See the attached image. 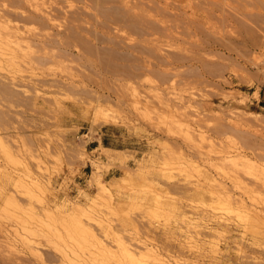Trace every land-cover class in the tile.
I'll list each match as a JSON object with an SVG mask.
<instances>
[{
  "label": "rangeland",
  "instance_id": "1",
  "mask_svg": "<svg viewBox=\"0 0 264 264\" xmlns=\"http://www.w3.org/2000/svg\"><path fill=\"white\" fill-rule=\"evenodd\" d=\"M20 1L18 13L57 12L49 27L7 15L27 33L74 36L70 54L43 64L0 55L15 91L0 89L4 256L78 264L93 251L81 225L104 239L106 218L160 248L151 264H264V174L215 153L264 169V0ZM205 180L217 195L197 192Z\"/></svg>",
  "mask_w": 264,
  "mask_h": 264
},
{
  "label": "bare ground",
  "instance_id": "2",
  "mask_svg": "<svg viewBox=\"0 0 264 264\" xmlns=\"http://www.w3.org/2000/svg\"><path fill=\"white\" fill-rule=\"evenodd\" d=\"M26 1L34 2L33 0H26ZM35 3H33V7L37 8L36 6H34ZM21 4L22 3H21L20 0H0V55L5 56L6 58L22 57L24 59V58H28L29 57L28 60H26V59L25 60L27 61L28 64H30L31 66H34L35 63L43 64V63H46V62H48L50 60L58 59V58H61V57L65 56V55H67V54H70L71 53V47H70L71 44H70V42H72V40H70V38H71V35L72 34H70V33H62L61 31H56V32L53 31L54 33L53 32L52 33H45V32H42V31L41 32L40 31L39 32L37 31L36 33H33L34 30L31 33L30 30H32V29H30V28L28 29V33H27L26 32V30H27L26 27L24 29V26L22 27L18 22L12 23L13 22L12 21L13 19L11 20V18H8L7 15L10 14V13H11V15H14L13 13L17 14L18 13L17 6L18 5H21ZM24 6H27L26 3H24ZM24 6H23V9H24ZM20 7H22V6H20ZM29 7H30V5H29ZM24 10H26V9H24ZM24 10H22V12L20 11L21 14L22 13H25ZM27 10H28V12H27L28 15L25 13L26 15L24 17H22L23 15H20V16L23 19H25V17H28V21H33V22H35V21L37 22L38 21V22H40V25H41L40 27H49V26H51V24L53 23L52 21L55 20V16L57 15L56 14L57 12L54 13L51 10L44 11V12H41V13H38L36 11H33L32 9H30V10L27 9ZM12 11H13V13H12ZM16 17L17 16L15 15V17H13V18H16ZM18 18H19V16L17 17V20H19ZM81 18L77 17L76 20H81ZM20 20H22V19L20 18ZM26 23H27V21H26ZM53 25H55V24H53ZM52 28H53V26H52ZM73 36H74V34L72 35V37ZM29 43H33V45H38L37 52L33 56H28V55L19 53L20 50H23V47L24 46L27 47L29 45ZM54 46L55 47L56 46L58 47L57 48L58 49L57 51L51 49V48H54ZM12 78L13 79H9V80H12L11 83L14 82V83L17 84V82H16L17 80H15L14 77H12ZM13 80H15V81H13ZM0 89L1 90L6 89V91L8 90V91H11V92L13 91L12 92L13 94L15 92L14 90H10V89H13V88L8 83H5V82H4V84H2V83L0 84ZM187 129H189L190 132L193 131V134H194V132H196V131H194L195 129L192 130L191 128H189V126H188ZM189 134H191V133H189ZM199 134L200 133H198V135ZM205 135H201V136L199 135L200 136L199 139L202 138V139H200V141H202V140H204L206 138ZM188 136L191 137L192 135L191 136L188 135ZM205 140H207V139H205ZM201 144H202V142H201ZM211 144L213 145L214 143H211ZM195 146H196V144H195ZM227 149H229V147ZM242 149H244V148H242ZM216 150H218V149L216 148ZM218 152L220 154H222V155L219 156L220 154ZM228 152H230V151L229 150H225L223 148V150H218L215 153H218L219 159H220V157L221 158L223 157L224 159L226 158V159L232 160L237 166L239 165L240 167L241 166L244 167L245 165L249 164V166L252 165V166L256 167V169H258L259 172H261L260 174H262V173L264 174V169L262 167H260V165H258L257 163L256 164H253V162L250 159V157L245 156L246 154L243 155L244 152L243 153L241 151L235 152L236 155H234V154L232 155L231 153L229 155ZM240 153H242L243 158H242V156L241 157L240 156H237V155H241ZM218 156H217V158H218ZM212 159H213V157H212ZM192 161L193 160H191V162ZM193 163H191V164L193 165ZM216 163H217V161H216ZM194 168H196V167H194ZM197 169L200 170L199 168H197ZM203 176H205V179L206 180L207 179L214 180L210 176V174L207 173V172H204L203 171ZM206 180L203 183L202 182H199V185L197 187V192L198 193H206L207 191H209L210 193L217 195V193H218L217 191L220 188V183L217 182L215 185H212V188L209 190V187L206 186L207 185ZM262 182L264 183V179H263ZM255 186H257V185H255ZM101 188L103 189V185L101 186ZM167 191L168 190H166L165 192H167ZM244 192L245 191H243V193ZM243 193H241V194H243ZM230 198H231L230 199V203L233 206H238V207H242V208H245V209H249L248 206H247V203H246L247 200H245V198L242 195L241 196L239 195V197L238 196L231 195ZM260 198H263V197H260ZM262 200H261V203H263ZM250 208H251V210L249 209L250 212L252 210L255 211V209H256V208L252 209L253 206L250 207ZM258 211H255L256 213L255 214L253 213L252 217L254 215L255 216H258L259 213H260ZM212 213H214V212H212ZM249 217H251V216H249ZM34 218L35 217H33V219ZM212 218H213V214L211 215L210 213H207V212L206 213L205 212H200L199 213V218L196 221H202V220L207 221V220H211ZM101 219H103V217ZM34 220H36V219H34ZM97 220H98V223L100 225V228L105 233V237H104V239L101 238V236L99 235L98 229L97 230L95 229L97 227H94L93 224H91V223H83L81 225V228L87 234H89L90 236H92V238H93V243H92V245H93V251L87 257H85L83 259V261L78 262V264H88L87 262L89 261V259L91 261H93L91 264H94V263L96 264V261H100V262H102V264L103 263L105 264V261L108 262L111 259H113L112 260L113 264H122V262H125L126 264H151L150 263L151 260L157 259V255H158V252H159V249L160 248L157 245H155L152 242V240H149L147 235L144 236L139 231H136V233L134 232L135 235L132 234L133 237L131 236V239H133L132 240L133 242H128L120 234L117 236V234L114 231L115 228L113 229V226H111L110 224H108L110 222H107V225L104 224V221H106V218H104V221L100 220V218L97 219ZM38 221H42L41 218H39ZM136 230H139V228L136 229ZM110 235L111 236H114V237L116 236L115 239H114V241L115 240L117 241V243H116V250H113L109 246V244L107 243L106 238L110 237ZM161 249L163 250V248H161ZM19 260H21L22 262H20ZM23 262L24 263L25 262H31V259L29 257H21L20 258L19 256L12 257V258L11 257H7L6 258L4 256V254H3V249L0 248V264H22ZM100 262H99V264H100ZM89 264H90V261H89Z\"/></svg>",
  "mask_w": 264,
  "mask_h": 264
}]
</instances>
